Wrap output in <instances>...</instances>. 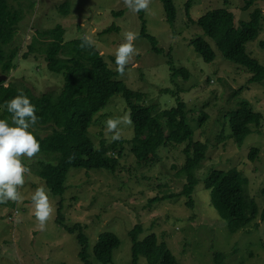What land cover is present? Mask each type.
Here are the masks:
<instances>
[{
    "label": "rangeland",
    "instance_id": "1",
    "mask_svg": "<svg viewBox=\"0 0 264 264\" xmlns=\"http://www.w3.org/2000/svg\"><path fill=\"white\" fill-rule=\"evenodd\" d=\"M64 0H10L24 13L15 40L8 47L17 68L11 71L4 85L13 82L27 86L35 94L60 88L63 78L51 73L41 56L37 59L22 58L30 37L38 29H47L60 24L64 39L70 40L87 34L92 44L106 58L109 66L116 68L109 56H114L116 48L124 42L123 33L133 31L138 34L135 41L137 54L126 67L125 75L118 73L115 78L136 92L132 102L141 105L156 104L165 109L175 105V98L163 89L176 85L186 90L181 97L186 104L188 124L194 140L205 142L208 149L206 158L194 171L197 185L194 189V207L184 205L182 197L163 199L165 194L179 192L181 186L176 172L183 164L181 149L186 143L161 147L159 160L152 165L138 163L130 153L129 140L133 134L131 126L121 125L123 140L122 154L116 156L117 166L114 173L105 169L69 170L64 195V222L72 226L79 222L85 225L87 251L93 260V246L100 233L114 232L120 245L113 251L112 261L108 264H131L130 229L141 225L138 238L154 233L158 242H164L176 257L179 264H213L215 252H222L224 264H264V221L257 218V227L249 232L242 229L230 234L226 222L208 203V194L203 188V180L211 169H224L236 166L249 179L248 193L260 209L262 197L260 188L264 187V79L261 82H248L251 75L245 67L223 58L214 41L206 37L202 29L189 21L196 20L206 10L226 6L234 15L235 26L249 18V12L259 7L264 9V0H257L251 7L244 9L240 0H173L176 16L172 25L165 19L162 3L151 0L149 11L135 13L130 11L123 0H69L67 15H62L58 5ZM189 2L188 14L185 4ZM32 6L30 7V5ZM121 11V13H117ZM264 13V10H263ZM146 21L147 33L153 35L160 53L150 50L148 40L140 36L141 17ZM262 30L258 36L247 43V51L264 64V16ZM111 25L109 33L101 31ZM203 37L213 48L216 55L204 61L190 45V39ZM168 54L177 68H186L187 78L178 74L170 80ZM115 57V56H114ZM242 87V88H241ZM247 100L255 111L263 115L262 124L254 128L241 144L232 139L223 142L215 138L216 131L223 129L229 134V112L238 103ZM128 105L121 93L114 95L107 106L93 119L88 135L97 145L104 141L107 146L114 142L106 130L105 122L129 113ZM207 113L205 124L197 123L202 113ZM51 129L41 130V134ZM118 140V141H120ZM115 141V142H118ZM176 146V147H175ZM251 146L259 147L253 161L247 159ZM30 168L26 183L19 190L23 198L20 204L9 201L0 205V264H83L78 257V244L75 235L68 233L55 222L57 197L53 196L45 182L33 173L35 159H23ZM43 185L48 191L54 208L52 218L41 230L34 216L31 196L35 189ZM223 221H221V220ZM243 261V262H242ZM137 264H147L140 257Z\"/></svg>",
    "mask_w": 264,
    "mask_h": 264
},
{
    "label": "trees",
    "instance_id": "2",
    "mask_svg": "<svg viewBox=\"0 0 264 264\" xmlns=\"http://www.w3.org/2000/svg\"><path fill=\"white\" fill-rule=\"evenodd\" d=\"M159 1L162 3L166 21L172 25L176 16L173 0ZM227 1L221 0L225 5ZM256 1L240 0L241 7L248 9ZM69 5L70 1L64 0L57 6L62 15H67ZM188 10L189 2L185 4L186 14ZM263 16L262 8L255 7L249 12L247 20H242L235 26L233 13L223 6L206 10L196 20L189 16L188 19L214 41L224 59L246 68L251 74L248 82H261L264 79V64L250 55L246 45L261 32ZM23 17L21 8L12 6L10 0H0V74L8 75L17 68V64L13 63L15 56L8 47L15 40ZM140 17V36L148 40L151 51L160 53L162 49L157 45L155 37L147 33L146 21L144 17ZM114 29L118 28L111 25L101 32L109 33ZM64 34L65 30L60 24L47 29L35 27L22 54V58L33 60L41 56L51 73L62 76V87L35 94L27 86H18L13 82L5 86L0 81V119H7L11 125V114L7 112L5 102L21 91L36 107L39 119L29 130L39 140L41 150L34 157L36 169L33 173L57 197L55 222L68 233L75 235L79 247L78 257L83 264H108L112 261L113 251L120 245L119 237L111 231L100 233L93 246V260H90L85 225L79 222L72 226L67 225L62 210L67 190L66 180L71 168L115 172V155L121 156L123 140L114 142L111 146H107L104 141L96 145L88 135V128L94 117L107 106L111 97L121 93L128 105L133 121V134L128 142L130 153L138 163L152 165L159 160L158 151L161 147L170 143H186L181 149V154L185 156L183 164L176 172L181 184L179 192H168L163 199L180 196L186 207H194V189L197 185L194 171L206 158L208 147L205 142L192 138L193 131L187 122L189 117L186 104L181 97V93L186 90L184 87L176 85L163 89L175 98V105L169 108L161 109L152 103L141 105L132 102L136 92L115 78V68L109 66L97 48L93 44L81 47L82 37L66 40ZM260 44L264 46V42ZM190 45L204 61L210 62L215 58V51L203 37L191 38ZM109 58L115 62L114 56ZM167 63L171 82H174L178 74H182L183 78L188 77V70L177 68L170 54ZM202 114L197 119L199 124H205L208 119L207 113ZM227 118L229 134L225 133L224 125L223 129L216 131L215 138L223 142L232 139L233 143L239 145L247 135L254 132V128L261 126L263 115L255 111L249 101L242 100L236 109L228 113ZM43 129L51 130L42 135ZM258 151L259 147L251 146L247 159L253 161ZM24 164L27 166L26 162ZM248 184L249 179L236 166L211 169L203 180V188L209 195L208 203L226 222L230 234L241 229L249 232L257 227V218L264 221V187L259 191L263 204L259 209L256 200L248 193ZM141 230V225L135 224L128 233L131 240V264H137L140 257H144L147 264H179L166 244L158 242L156 234L151 233L139 239ZM224 256L222 252H215L213 264H224Z\"/></svg>",
    "mask_w": 264,
    "mask_h": 264
},
{
    "label": "clouds",
    "instance_id": "3",
    "mask_svg": "<svg viewBox=\"0 0 264 264\" xmlns=\"http://www.w3.org/2000/svg\"><path fill=\"white\" fill-rule=\"evenodd\" d=\"M123 4L132 12H147L151 0H123ZM122 35L124 42L116 48L114 53L115 70L121 77L125 75L126 67L133 62L137 54L135 41L138 39V34L130 30ZM81 39V47L91 46L90 36L85 34ZM5 107L11 114V125L7 119H0V204H6L9 201L20 204L23 198L19 190L26 183V174L30 173V168L25 166L23 159L27 158L31 161L41 150L39 140L29 130L37 124L39 118L36 115V107L22 91L6 101ZM132 123L129 112L117 118L107 119L105 125L107 132L112 134L111 140L115 142L121 139V125L131 126ZM31 201L34 205L37 225L44 230L53 216L54 208L48 191L43 185L35 189Z\"/></svg>",
    "mask_w": 264,
    "mask_h": 264
},
{
    "label": "water",
    "instance_id": "4",
    "mask_svg": "<svg viewBox=\"0 0 264 264\" xmlns=\"http://www.w3.org/2000/svg\"><path fill=\"white\" fill-rule=\"evenodd\" d=\"M6 78H7V77H6L5 75H1V74H0V81H1V80H5Z\"/></svg>",
    "mask_w": 264,
    "mask_h": 264
},
{
    "label": "bare ground",
    "instance_id": "5",
    "mask_svg": "<svg viewBox=\"0 0 264 264\" xmlns=\"http://www.w3.org/2000/svg\"><path fill=\"white\" fill-rule=\"evenodd\" d=\"M10 71H11V70H10ZM1 75H5L6 77H8L7 74H2V73H1ZM6 79H7V78H6ZM1 81H4V80H1Z\"/></svg>",
    "mask_w": 264,
    "mask_h": 264
}]
</instances>
